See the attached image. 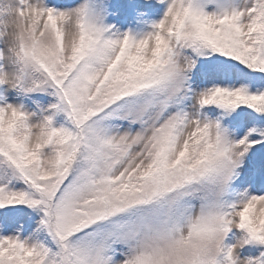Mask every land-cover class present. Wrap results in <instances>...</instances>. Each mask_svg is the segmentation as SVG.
<instances>
[{
	"label": "rangeland",
	"instance_id": "obj_1",
	"mask_svg": "<svg viewBox=\"0 0 264 264\" xmlns=\"http://www.w3.org/2000/svg\"><path fill=\"white\" fill-rule=\"evenodd\" d=\"M110 11L125 12V27L104 22ZM202 28L218 46L230 37L254 50L264 38V0H79L58 9L52 0H0V148L9 144L42 189L31 190L0 154V199L9 207L0 209V264H67L68 233L103 220L106 205L112 214L136 210L123 226L105 223L83 237L81 264H264V139L249 116L231 107L224 121L215 105L218 93L264 98V83L226 66V74L194 71L200 59L186 46ZM86 51L93 63L74 85L80 120L119 94L162 83L117 109L111 130L101 126L94 175L58 192L56 235L49 198L78 138L42 64L60 81ZM163 162L168 203L148 206ZM111 241L120 254L107 256Z\"/></svg>",
	"mask_w": 264,
	"mask_h": 264
},
{
	"label": "trees",
	"instance_id": "obj_2",
	"mask_svg": "<svg viewBox=\"0 0 264 264\" xmlns=\"http://www.w3.org/2000/svg\"><path fill=\"white\" fill-rule=\"evenodd\" d=\"M263 37V36H261ZM205 46V50L209 53L212 50L215 55L212 60L215 61L216 57H221L224 60H228L236 66L238 73L245 76L246 79L252 81L264 78V38L257 45V50L252 52L249 49L244 48L238 43H234L230 37H226L222 44L219 46L215 43L211 44V48L208 50V46ZM225 106L227 103L224 104ZM232 112L245 111L251 114L253 128L255 132L264 135V100L253 101L240 98ZM223 111V110H222Z\"/></svg>",
	"mask_w": 264,
	"mask_h": 264
}]
</instances>
